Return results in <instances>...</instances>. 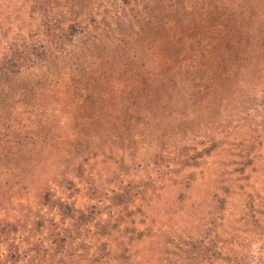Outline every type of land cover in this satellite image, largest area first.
Wrapping results in <instances>:
<instances>
[{
    "label": "rangeland",
    "instance_id": "obj_1",
    "mask_svg": "<svg viewBox=\"0 0 264 264\" xmlns=\"http://www.w3.org/2000/svg\"><path fill=\"white\" fill-rule=\"evenodd\" d=\"M261 129L264 0H0V264H257Z\"/></svg>",
    "mask_w": 264,
    "mask_h": 264
},
{
    "label": "trees",
    "instance_id": "obj_2",
    "mask_svg": "<svg viewBox=\"0 0 264 264\" xmlns=\"http://www.w3.org/2000/svg\"><path fill=\"white\" fill-rule=\"evenodd\" d=\"M259 137H260V140L264 137V130H262V129L259 130ZM56 203L60 206L61 209L63 207H66V203H63L60 201H57ZM96 212H97L96 206H92V210H90L89 218H92V215L96 214ZM105 225L106 224H100L101 229H103V227ZM98 226H99V223H98ZM17 231H18V228L14 227L13 224H10V223L0 224V242H4V241H7L9 239H12L13 234L16 233ZM50 239L52 241V244L54 245V248L62 249L66 245L65 241L67 239V236L63 232H61V230H57V231L51 232ZM195 244L199 248H202L201 249L202 254L206 257V259L210 263H212L213 260L215 258H217V256L219 255V252L215 251V248L213 246L205 245L203 240H198L197 242H195ZM11 245H13V246H11L12 248L10 249V252L6 256V258H8V257L10 259L15 258V260H18L21 257L25 258L27 256L26 253L20 252V250L18 249V246L14 245V242H12ZM256 262H257V264H264V257H260L259 259H257Z\"/></svg>",
    "mask_w": 264,
    "mask_h": 264
}]
</instances>
